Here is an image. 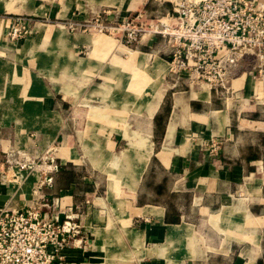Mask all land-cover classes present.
Here are the masks:
<instances>
[{"label":"crops","instance_id":"1","mask_svg":"<svg viewBox=\"0 0 264 264\" xmlns=\"http://www.w3.org/2000/svg\"><path fill=\"white\" fill-rule=\"evenodd\" d=\"M141 1L0 0V210L76 223L64 264H264V57L209 89L141 51L157 37L64 28ZM19 17L34 40L9 41Z\"/></svg>","mask_w":264,"mask_h":264},{"label":"built area","instance_id":"2","mask_svg":"<svg viewBox=\"0 0 264 264\" xmlns=\"http://www.w3.org/2000/svg\"><path fill=\"white\" fill-rule=\"evenodd\" d=\"M158 1L167 8L152 20L137 12L108 25L98 14L83 29L113 34L128 47L144 34L157 37L169 47L168 74L185 76L209 89H224L226 75L242 55L255 53L263 60L264 0ZM15 23L10 38L19 33ZM50 181L47 178L44 183ZM78 235L80 228L71 219L46 218L33 207L1 209L0 264H64L69 241Z\"/></svg>","mask_w":264,"mask_h":264},{"label":"rangeland","instance_id":"3","mask_svg":"<svg viewBox=\"0 0 264 264\" xmlns=\"http://www.w3.org/2000/svg\"><path fill=\"white\" fill-rule=\"evenodd\" d=\"M55 2H56V0H55ZM55 2H52V3L55 4ZM159 3L160 2L158 0H144V1L142 0L141 1V4H140V6H139L138 9L139 10H142V11L147 10L146 11V14H145V20L146 21H149V20H152L155 17H158L159 15H161L166 10L167 7L164 6V5L158 7V9H156L157 8V5L159 6ZM131 5H132L131 8L134 9L133 8L134 7V4H131ZM155 11H157V12H155ZM141 13H142V15H144L143 12H141ZM41 20H44V21L46 20L47 22H51V23H55L56 22L53 19H47V18L46 19H41ZM34 21H35L34 19L19 17V20H17L16 23H15L16 26H14V28L17 29V33L18 32L19 33L16 34V37H13V38H10V33H8V39H9V41L10 40L11 41H16V40L19 41L21 39L22 40H24V39L34 40V38L33 39L32 38L29 39V37H28L29 36V32H30V27L34 23ZM85 24H87V22L86 23H72V22L65 23L64 22V28H67L68 29V33L69 34H82V35L91 34V35H99V34L95 33L94 31H92L90 27H87V31L82 32L81 30L83 29V27H84L83 25H85ZM60 29L62 31V37L60 39H58V38L55 37L53 39V41H52L53 42L52 43L53 45H55L58 42H63L64 41L63 29L62 28H60ZM121 45L124 46V47H126L127 49L132 50V51L141 50L143 48V50H141V51L146 52L147 54H153L154 56H156L157 58H159L160 60H162L164 62H168L169 61V55H168L166 49L164 48V47H166V45L160 39H157L156 40L155 48L151 47V48L146 49L145 47H140L141 49H139V47L137 48V46L134 45V44L131 45L130 47L124 45L123 43H121ZM135 47L137 49H135ZM119 48H121V47L119 46ZM164 49H165V51H164ZM77 51H78V53L76 54L77 57H83L84 54H85V52H87V50L81 49V48L78 49ZM68 58H72L70 54H68V55H66L64 57V59H68ZM123 60H124V58H123ZM148 66L149 65L147 64L146 67H145V69L140 70L141 72H143L144 76H146L147 78L150 77V75L152 74V72H151L152 70H150V68ZM164 69H165V67H164ZM124 71L127 72L128 75H130V76H132L136 72V70H133V68L131 67V65L128 67V69H124ZM167 71H168V68H167ZM165 73H166V69L164 71V74ZM148 79H147V81H145V84L149 82ZM138 80H135V81L133 80L131 82V84L134 83V82H138ZM147 91L148 90H147V87H146L145 92L147 93ZM119 93L120 92L116 93L118 97L121 95ZM97 104H98V107H102V103L101 102H98ZM83 105H85V104H83ZM84 110H86V108H83L82 109V111H84ZM184 244H185V242H184ZM180 245H181V247L179 246L180 249H184L183 243H180Z\"/></svg>","mask_w":264,"mask_h":264}]
</instances>
